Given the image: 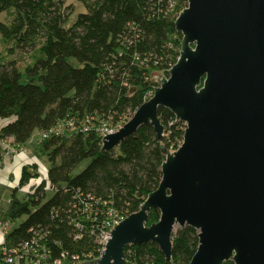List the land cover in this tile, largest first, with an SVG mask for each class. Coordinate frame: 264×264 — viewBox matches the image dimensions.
<instances>
[{
    "label": "trees",
    "instance_id": "obj_1",
    "mask_svg": "<svg viewBox=\"0 0 264 264\" xmlns=\"http://www.w3.org/2000/svg\"><path fill=\"white\" fill-rule=\"evenodd\" d=\"M64 1L0 0V14L13 13L11 22L0 21V41L14 47L39 44L36 57L25 67L0 54V119H12L0 129V139L12 137L26 145L34 133L66 117L132 116L157 85L151 73L168 76L179 56L182 36L174 21L187 0H76L86 12L68 26ZM158 118L169 136L158 140L152 127L141 126L109 152L101 150L92 132L65 134L36 145L50 162L48 178L19 199L18 189L40 176L36 164L22 168L7 215L11 221L25 219L6 233V246L47 234L45 243L53 257L93 252L95 260L99 254L92 242L73 241L79 196L109 201L125 217L138 211L161 180V147L177 148L184 134L183 122L175 121L169 110L159 107ZM83 161H89L86 168L73 175ZM47 191L53 194L46 200ZM159 217L158 210H150L146 225ZM197 246V231L186 226L172 235L171 262L155 243L127 246L125 257L136 264H189ZM0 264H5L1 253Z\"/></svg>",
    "mask_w": 264,
    "mask_h": 264
},
{
    "label": "water",
    "instance_id": "obj_2",
    "mask_svg": "<svg viewBox=\"0 0 264 264\" xmlns=\"http://www.w3.org/2000/svg\"><path fill=\"white\" fill-rule=\"evenodd\" d=\"M179 56L153 95L101 150L141 126L157 139L158 109L184 122L177 150H164L162 177L138 211L110 230L105 249L80 264H124L127 246L155 243L171 262L174 228L197 231L189 264H264V0H187L174 21ZM159 220L147 226L148 213Z\"/></svg>",
    "mask_w": 264,
    "mask_h": 264
},
{
    "label": "built area",
    "instance_id": "obj_3",
    "mask_svg": "<svg viewBox=\"0 0 264 264\" xmlns=\"http://www.w3.org/2000/svg\"><path fill=\"white\" fill-rule=\"evenodd\" d=\"M175 121L180 120L175 118ZM124 123L125 120L122 118L113 120L111 117L107 119H98L94 116H86L82 120H77L73 117H66L57 121L48 130L34 133L27 144L35 143L38 145L50 138L60 137L65 134L70 135L75 132H92L98 136L100 145L102 146L103 136L117 132ZM171 124L172 122L169 125ZM166 134L167 133H165L164 130L163 136ZM27 144H16L12 137L1 139L0 149L2 156L15 157L21 153H26ZM29 164H36L37 167L40 166V164L36 162H27L23 167ZM42 172L43 173L39 172L40 176L31 179L27 185L19 188V184H17L16 188L24 190L25 194L33 193L43 180L47 181V169H43ZM49 186L50 185L47 182L46 189H50ZM79 199L77 216L79 219L75 220L73 223V241L78 242L86 239L87 241L92 242L94 249L99 254L98 257H100L102 251L105 249L106 241L110 238V230L126 217L114 208L109 201L95 198L91 195H87L86 197L79 196ZM8 228V221L0 223V253L5 264H80L86 261L93 262L91 261L93 258V252L90 254H69L63 252L59 256L53 257L50 247L45 243L47 234H35L29 240L20 243L17 246L8 247L4 243ZM128 253V256L133 254L131 250H129ZM126 261L125 257V262ZM127 263L136 264L132 260L127 261Z\"/></svg>",
    "mask_w": 264,
    "mask_h": 264
},
{
    "label": "rangeland",
    "instance_id": "obj_4",
    "mask_svg": "<svg viewBox=\"0 0 264 264\" xmlns=\"http://www.w3.org/2000/svg\"><path fill=\"white\" fill-rule=\"evenodd\" d=\"M63 8L66 9V13H70V15L68 17V22L66 23V26H68L72 22H74V20L76 19L77 15L79 13L86 12L84 6L76 0L64 1ZM12 18H13L12 12H4V13L0 14V21L1 22L9 23V22H11ZM38 42H41V41H38ZM38 46H39V44L37 45V47H14V45H12V44H7V43L0 41V54L2 56H4L7 60L15 61L19 67H25L26 65L31 64L32 61L34 60V58L36 57ZM69 62L75 67L79 66V63H77L74 59H70ZM154 76H163V75H162V72L153 71L151 73V77H154ZM153 80H156V78H153ZM155 86H157V85H155ZM152 95H153V90L145 97L146 98L145 101H147ZM130 115H131V113L128 112L126 115H124L122 117V119L125 120V123L128 120H130V118H131ZM166 136H169L168 132H167ZM180 144H179V146H180ZM35 146H36L35 143H32L31 146H29V150L31 153L33 152V149ZM177 148H170V151L173 152V151L177 150ZM34 155L36 156L37 161L40 164V166H38L39 172L43 173L42 172L43 169H47L50 167V162H49L47 156L45 154L41 153L38 150V148L35 149ZM88 163H89V161H83L81 164H79L73 170L72 174L73 175L79 174L82 170H84L86 168ZM13 191H14L13 189H9V188H6V187L0 185V223H3L4 221H8L9 228L7 229V232L12 231L13 229L17 228L22 223V221H24V219H25V217H22L20 219L15 220V221H11L8 219L7 211H8V207H9V199H10ZM52 194H53L52 191H47L45 199L46 200L49 199L52 196ZM16 196L19 199H23L24 193L18 190L16 192ZM178 229H180V227L178 225H176L174 228L173 234L176 233V231ZM129 253H127V255Z\"/></svg>",
    "mask_w": 264,
    "mask_h": 264
},
{
    "label": "crops",
    "instance_id": "obj_5",
    "mask_svg": "<svg viewBox=\"0 0 264 264\" xmlns=\"http://www.w3.org/2000/svg\"><path fill=\"white\" fill-rule=\"evenodd\" d=\"M10 121H12V119H6V120L0 119V129ZM31 144H27L26 153H21L15 157H3L0 149V185L15 190L16 185L19 184L20 181L23 165L27 162L38 163L37 158L34 155L35 149L37 147L35 146L33 152L31 153L29 150V146H31ZM18 190L23 192L25 195L24 190H20V189ZM0 242H1V238H0Z\"/></svg>",
    "mask_w": 264,
    "mask_h": 264
}]
</instances>
